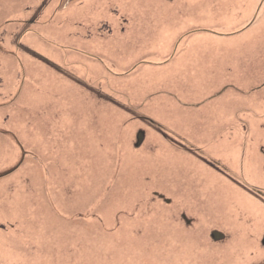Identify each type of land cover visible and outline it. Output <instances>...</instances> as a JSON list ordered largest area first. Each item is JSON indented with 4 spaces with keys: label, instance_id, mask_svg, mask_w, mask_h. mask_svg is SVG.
Instances as JSON below:
<instances>
[{
    "label": "rangeland",
    "instance_id": "1",
    "mask_svg": "<svg viewBox=\"0 0 264 264\" xmlns=\"http://www.w3.org/2000/svg\"><path fill=\"white\" fill-rule=\"evenodd\" d=\"M263 2L0 0V140L31 137L45 145L53 135L47 126L60 124L74 162L70 169L65 157L59 165L45 152L47 172L36 171L51 200L33 212L26 206L31 189L12 195L34 231L22 228L27 242L0 239V264H264V194L253 200L235 190L232 181L241 179L226 174L231 164L239 167L233 150L218 155L219 146L207 142L205 158L189 141L195 122L214 140L212 117L223 102L209 93L213 77L242 58H254L259 76L264 64V7L253 40L245 34L229 44L203 27L234 25L251 6L255 18ZM15 128L23 131L14 135ZM260 153L264 124L254 125L249 166L254 183L264 185ZM173 186L181 203L201 210L203 224L211 219L206 237V228H186L172 209L143 211L153 193L146 190ZM225 217L223 226L214 222ZM220 227L236 236L214 241L211 231Z\"/></svg>",
    "mask_w": 264,
    "mask_h": 264
},
{
    "label": "flooded vegetation",
    "instance_id": "2",
    "mask_svg": "<svg viewBox=\"0 0 264 264\" xmlns=\"http://www.w3.org/2000/svg\"><path fill=\"white\" fill-rule=\"evenodd\" d=\"M259 7L260 8L256 10L258 14L255 18L254 6H251L249 10L233 17L231 22L236 24L205 26L203 27V32L204 34L222 37L220 39H226L229 44L238 43V41L242 40L238 38L243 37L245 34L250 37L249 40H253L254 32L250 31L264 7V2ZM233 37L237 40H232ZM221 73H223V70L220 69L218 73L213 74ZM258 73L259 69L254 62V58H242L240 65L237 64L235 67L234 63H227L224 67V73L213 77L214 81L210 83L209 86V93L213 95V98L218 97L219 101L223 102V104L220 103L218 106L216 116L214 114L212 117V120H215L212 121L215 132V137H213L214 140L210 141V139L207 140L204 138L205 131H207L206 124H204V126H197L196 122L193 126L195 131L189 140L190 145L195 150L201 149L203 151V154L200 156H204L205 158L211 157L208 154V151H211V145L207 142L219 146V150H217L219 152L218 155L222 152L226 153L233 150L235 153V162H240L239 167L236 163H233V165L231 164L232 166L230 165L229 171L226 174L230 177H239L241 179V182L239 181L240 184H238V179L234 180L235 182L232 181L236 184V186H234L236 188L235 190L250 194L253 200L254 194H264V185H257L254 183V176H252L254 174V168L252 169L249 167L250 165L252 166V164L254 167V125L264 124V64L262 76H259ZM173 92L174 91H172V93ZM125 98L128 99V97ZM189 98L191 99L190 96ZM231 101L234 102L235 107H232ZM145 138L146 135L144 136V140ZM260 155L259 161L264 167V154L260 153ZM237 156L239 159H237ZM246 162H248L247 168ZM206 164L214 169L212 161H208ZM260 171L264 178V168L260 169ZM151 191L155 194L151 196L150 194L146 195L150 196L147 205L156 207L158 211L156 216L161 213L163 207H167L174 210L177 217L186 225L208 229L211 220L207 217L208 213L205 212L208 222L203 224L198 218L201 213L200 209L192 206H185V203L180 202V200L184 198L179 196L181 190L178 187L173 186L172 189L164 191L161 188H152L151 190H146L145 193L147 194ZM260 199L264 200L263 197ZM252 204H254V202H252ZM228 220H230V218L225 217L222 219L221 223L214 222L223 226ZM8 223V221H0V228L5 227L2 226V224L6 225ZM215 230L213 229L212 232ZM217 231L222 233L221 243L225 241L228 235L236 236L230 232L228 233V231L221 227ZM200 236L205 237V235L201 234ZM259 240L264 247V231L260 235Z\"/></svg>",
    "mask_w": 264,
    "mask_h": 264
},
{
    "label": "water",
    "instance_id": "3",
    "mask_svg": "<svg viewBox=\"0 0 264 264\" xmlns=\"http://www.w3.org/2000/svg\"><path fill=\"white\" fill-rule=\"evenodd\" d=\"M109 98L110 101L108 102L110 104H115L120 110H130L129 103L123 106L119 103L116 104L114 101H111V97ZM126 100L127 102H131L130 97H128ZM46 130H49L53 135L51 143H47L45 145L39 142H34L35 139L31 137L22 138V140H20V144H18V140L11 138H5L4 143L2 140H0V221L9 222L5 225V227L0 228V239L16 238L18 236H22L23 240L27 242V239L25 238L28 236V233L23 232L24 230L22 228L25 227V229H31V231H34L32 218L28 217L27 212L21 213L19 209L15 208V202L11 201L12 195L14 196V193L19 187L32 190L31 197L33 202H28L26 205L31 212L35 210L34 205H39L44 199L51 200V194L48 193L46 187L47 181H41L42 171H36L37 167L42 168L43 171H45V174L47 172V169L44 165L48 161L44 158L45 152H50L51 156L53 157L56 156L54 158V162L59 163V165L60 159L65 157L68 161L67 166L70 165V169L72 166H74L72 157L73 151L68 148L69 145L64 141L65 127L60 124L52 123V127L47 126ZM19 131L22 132L23 129L15 128L12 130L14 135H16ZM25 131L27 132V130ZM144 136V131H141L139 135L140 144L144 140ZM52 145H55V147H52ZM67 148L69 149L67 153H71V156L69 157L64 155V150H67ZM81 169L82 163L76 162L75 171L79 170L81 172ZM54 189L55 187L52 190ZM149 194L151 193H147L146 195ZM2 208L11 210V215L5 214L2 211ZM144 210H148V215L151 213L150 207H148V205L143 208V211ZM180 221L188 229H194L195 227L192 226L190 228V226L186 225L181 219ZM7 228H10V230H7ZM217 230L218 229H216L214 232H212V230L211 236L214 241L221 243L222 233ZM204 231L205 232L201 235H205L206 237L208 229H204Z\"/></svg>",
    "mask_w": 264,
    "mask_h": 264
}]
</instances>
